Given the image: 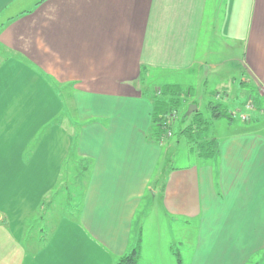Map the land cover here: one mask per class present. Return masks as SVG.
I'll return each mask as SVG.
<instances>
[{"label":"crops","instance_id":"obj_1","mask_svg":"<svg viewBox=\"0 0 264 264\" xmlns=\"http://www.w3.org/2000/svg\"><path fill=\"white\" fill-rule=\"evenodd\" d=\"M229 66L262 100L249 119L212 117L216 131L203 138L217 143L213 155L202 156L188 141L187 161L168 165L170 141L152 134L155 89L150 95L147 86L162 71L184 75L203 67L215 74ZM231 70L216 83L224 92L237 74ZM46 79L72 88L84 194L72 221L58 212L48 240L30 244L14 264H114L146 244L143 231L139 240L133 236L139 226H167L162 238L170 251L179 216L193 244L188 264L264 262V0H0V116L9 109L3 101L20 96L14 86ZM191 87L194 99L186 104L200 112ZM61 126L71 127L67 115ZM67 148L64 140L65 156ZM60 190L49 183L41 195L49 194L52 209ZM13 208L0 206V245L4 236H11L5 245H17L25 227L15 217L21 206ZM156 260L145 262L162 264ZM165 261L173 264L171 256Z\"/></svg>","mask_w":264,"mask_h":264},{"label":"rangeland","instance_id":"obj_2","mask_svg":"<svg viewBox=\"0 0 264 264\" xmlns=\"http://www.w3.org/2000/svg\"><path fill=\"white\" fill-rule=\"evenodd\" d=\"M214 44L216 43L213 42ZM231 69H233L231 66L228 69L219 68L214 74L202 67L201 70H196L197 72L184 75L175 71H162V76L156 74L152 82L149 83L150 86H147L146 91L148 89L150 95H152L150 90L155 89V98H161L164 95L159 92V88L163 86L160 84V80L166 82L178 79L177 81L180 82L175 84L180 87V92L182 91V94L179 95L181 104L172 106L169 110L175 114V120L173 121L174 126L171 125L173 135L168 137L171 145L165 160L168 165H171V162H174L175 165H182L187 161L189 147L187 142L189 139L185 135L182 137L177 133V130L179 125L185 127L187 123L190 124L192 113H194L186 115L189 106L195 104H186V100L194 99V96L188 95L191 86L195 87L196 93L192 95L197 94L201 116H203L204 121L209 122L212 119V109H209L207 101L224 106L230 114L234 113L233 118L236 120H240V118L246 120L249 119L247 112L254 108L256 100H262L263 95L258 96L255 91L254 94L250 93L251 81L244 80L239 76L238 70ZM226 70H231L233 74L237 72V74L233 82L230 81L229 84H225L226 91L224 92V87L216 85V83L218 80L226 78L224 76ZM37 73L41 74L39 71ZM241 83H243L242 88ZM2 89L3 87L0 86V90ZM254 89L261 92L258 86ZM14 90L20 96L12 100H9L8 97L7 101H3L5 105L9 106V109L7 112L5 108L4 111L2 109L3 114L0 116V121H2V123L0 122V206L9 208L15 206L14 210L21 206L22 214L17 213L15 217H22L25 227L20 230L21 234H16L19 239L17 245H5V241L11 236L3 237V242L0 245L4 251L3 255L0 256V263L3 264H9V261L14 264L17 260L19 261L30 244L41 246L45 243L55 230L52 219L58 212L64 213L66 218L64 220L72 221L74 216H69V214L78 213L84 194L85 161L79 157L76 150L75 139H77L78 134L76 123L78 125L79 120L78 117L73 116L72 101L70 100L72 88L69 85L49 84L46 79L43 85L17 84L14 86ZM205 102H207L206 106H204ZM261 112L264 113V106ZM65 115L68 117V124L71 125L67 130L61 129ZM200 123L197 120L196 124L199 127H201ZM207 127L200 134L194 136H197L201 141L204 135L216 131L212 123L207 124ZM75 128L77 129L75 130ZM64 140L68 142L66 156L63 154ZM192 143L198 145L197 142ZM64 156L66 159H63ZM57 173H60L61 176L59 182L53 180ZM49 183L54 184V186L60 185L61 188L56 200L53 201L55 203L53 209L48 205L49 194L41 196ZM44 198H46V204H43L41 209H37V205L45 201ZM12 201H14V205ZM34 207L42 215L48 216L47 223L38 219L37 211L34 214H27V211ZM27 218L28 220H26ZM179 220L178 227L172 230V244L170 245L171 249L169 248L172 255H170L169 250L167 251L168 245L163 244L162 235L168 231L167 226L156 227V230L150 228L141 230L139 226L132 231L135 239L139 240L141 231L144 232L146 239V244L142 245V238H140L142 252L139 249V264H147L148 262L145 260H148L149 257L158 259L156 261L162 264H172L170 261H165L167 256H171L173 264H179L173 250L179 255L183 264H188L192 255L193 244L188 242V230L185 222H183L185 219L179 216ZM154 224L155 222L152 223L153 226ZM195 230L194 238H196ZM148 242L152 243V246ZM154 243L155 245H153Z\"/></svg>","mask_w":264,"mask_h":264},{"label":"trees","instance_id":"obj_3","mask_svg":"<svg viewBox=\"0 0 264 264\" xmlns=\"http://www.w3.org/2000/svg\"><path fill=\"white\" fill-rule=\"evenodd\" d=\"M179 86L176 84H164L159 88V92L164 96L161 98H155L154 96V106L152 113V134L154 137H159L163 131V123L168 121L169 115L172 112H169L172 106H177L181 104V99L179 95L182 94L180 92ZM209 109L211 110L212 117H231L230 112L219 104H214L209 102ZM200 121L201 127H199L196 122ZM209 121H204L203 116H201V112L195 111L192 113L191 122L177 131L180 135H185L190 142H197L198 150L202 156L209 157L213 155L217 150V143L214 139H204L200 141L195 134H200L205 128H207V124ZM139 249L140 244L138 243L131 251L123 254L114 264H139ZM174 254L177 257L178 263H181V259L179 255L173 250ZM264 264V262L260 263Z\"/></svg>","mask_w":264,"mask_h":264},{"label":"built area","instance_id":"obj_4","mask_svg":"<svg viewBox=\"0 0 264 264\" xmlns=\"http://www.w3.org/2000/svg\"><path fill=\"white\" fill-rule=\"evenodd\" d=\"M234 115V113H232V116ZM175 120V114L172 112L170 115H169V118H168V121L164 122L163 123V128H164V131L161 135V138H167V137H170L172 135V128H171V125L173 124V121Z\"/></svg>","mask_w":264,"mask_h":264},{"label":"water","instance_id":"obj_5","mask_svg":"<svg viewBox=\"0 0 264 264\" xmlns=\"http://www.w3.org/2000/svg\"><path fill=\"white\" fill-rule=\"evenodd\" d=\"M197 108L196 104H191L186 112V115H189L191 112L195 111Z\"/></svg>","mask_w":264,"mask_h":264}]
</instances>
